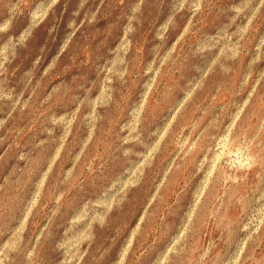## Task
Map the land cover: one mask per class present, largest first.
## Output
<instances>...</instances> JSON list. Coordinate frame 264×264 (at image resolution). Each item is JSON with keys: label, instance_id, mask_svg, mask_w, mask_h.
Segmentation results:
<instances>
[{"label": "rangeland", "instance_id": "obj_1", "mask_svg": "<svg viewBox=\"0 0 264 264\" xmlns=\"http://www.w3.org/2000/svg\"><path fill=\"white\" fill-rule=\"evenodd\" d=\"M0 264H264V0H0Z\"/></svg>", "mask_w": 264, "mask_h": 264}]
</instances>
